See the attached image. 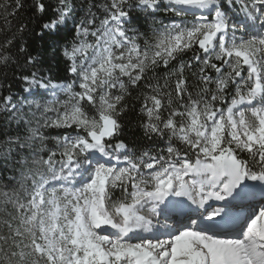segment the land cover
Listing matches in <instances>:
<instances>
[{
    "label": "snow or ice",
    "instance_id": "obj_1",
    "mask_svg": "<svg viewBox=\"0 0 264 264\" xmlns=\"http://www.w3.org/2000/svg\"><path fill=\"white\" fill-rule=\"evenodd\" d=\"M25 8L0 0V67L43 62ZM27 10L74 79L0 95V264H264V0Z\"/></svg>",
    "mask_w": 264,
    "mask_h": 264
},
{
    "label": "trees",
    "instance_id": "obj_2",
    "mask_svg": "<svg viewBox=\"0 0 264 264\" xmlns=\"http://www.w3.org/2000/svg\"><path fill=\"white\" fill-rule=\"evenodd\" d=\"M30 5L31 0H26V8L22 9L18 14L20 19L28 24L29 29H31V31L24 34L22 43L27 47L28 51L33 54H35L33 51L34 49L44 53L42 57V64L37 66L40 70V74L50 76L56 82L70 81L71 79H74V77L66 71V64L64 62V58L59 54V49H57L56 55L52 56L50 48L51 38L48 36H45L43 39L40 38L39 24L42 21L33 16V14L27 10ZM189 20H191V17H189ZM167 22L168 21L166 20L165 23ZM191 55L192 52L187 53L184 59H189ZM37 68H32L30 65H26L22 55L20 56L18 63H13L7 68L0 67V85H3V87H0V95H7L8 88L10 86V90L17 100L26 96L27 93L24 89L28 88L29 85L22 79V77L27 75L30 71H37ZM32 87L34 91L45 92V90L38 89L36 86ZM29 98L32 99V97ZM57 98L63 100L66 98V94L60 92L58 93ZM36 99H39V97H36ZM43 99H52V95L46 94ZM3 119V114H0V133L4 130L2 127ZM125 120H130L131 123L125 126V131L121 138H124L127 142L128 140H136L141 137V130L136 124V115L134 113H130L129 116L125 117ZM12 127L14 128L15 125ZM11 130L12 129H9V131ZM115 195L118 196L119 192L115 193Z\"/></svg>",
    "mask_w": 264,
    "mask_h": 264
},
{
    "label": "bare ground",
    "instance_id": "obj_3",
    "mask_svg": "<svg viewBox=\"0 0 264 264\" xmlns=\"http://www.w3.org/2000/svg\"><path fill=\"white\" fill-rule=\"evenodd\" d=\"M145 214V213H144ZM157 219H160V220H162L163 219V217H160V218H157ZM181 221H183L184 223H186L187 221H185V220H181ZM170 223H172V221H169Z\"/></svg>",
    "mask_w": 264,
    "mask_h": 264
},
{
    "label": "rangeland",
    "instance_id": "obj_4",
    "mask_svg": "<svg viewBox=\"0 0 264 264\" xmlns=\"http://www.w3.org/2000/svg\"><path fill=\"white\" fill-rule=\"evenodd\" d=\"M197 15H198V14H197ZM43 90H44V89H43ZM58 93H59V92H57V95H58ZM48 94H50V93H48ZM50 95H51V94H50ZM48 100H51V99H48ZM144 213L147 214L146 212H143L142 214H144Z\"/></svg>",
    "mask_w": 264,
    "mask_h": 264
}]
</instances>
